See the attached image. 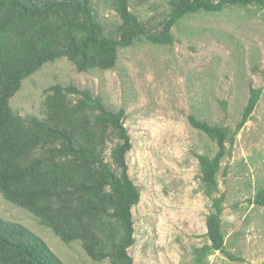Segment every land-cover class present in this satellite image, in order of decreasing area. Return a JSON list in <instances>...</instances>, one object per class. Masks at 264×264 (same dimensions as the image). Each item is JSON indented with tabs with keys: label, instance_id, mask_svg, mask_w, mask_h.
Masks as SVG:
<instances>
[{
	"label": "trees",
	"instance_id": "trees-1",
	"mask_svg": "<svg viewBox=\"0 0 264 264\" xmlns=\"http://www.w3.org/2000/svg\"><path fill=\"white\" fill-rule=\"evenodd\" d=\"M120 23L107 31L93 0H0V194L50 229L65 244L80 242L94 262L134 264L133 208L141 193L129 173L132 139L126 111L108 109L102 98L74 85L46 90L44 116L22 117L11 99L23 82L48 63L71 62L77 72L113 70L123 49L149 43L173 46V28L200 14L233 8L264 10V0H169L159 21H142L130 0H112ZM262 89L250 88L235 128L189 116V124L216 143L214 156L197 154L205 195L209 243L193 248L194 264H210L227 251L223 230L226 195L220 192L222 162L251 120ZM229 145V147H228ZM264 207V187L249 201ZM0 264H64L28 227L0 217Z\"/></svg>",
	"mask_w": 264,
	"mask_h": 264
},
{
	"label": "rangeland",
	"instance_id": "rangeland-1",
	"mask_svg": "<svg viewBox=\"0 0 264 264\" xmlns=\"http://www.w3.org/2000/svg\"><path fill=\"white\" fill-rule=\"evenodd\" d=\"M107 31L120 23L112 0H93ZM142 21L161 20L169 0H130ZM173 46L140 43L123 49L113 70L77 72L67 59L48 63L23 82L11 99L22 117L44 116L46 90L74 85L126 111L132 150L129 173L140 190L133 208L134 264H194L193 248L209 243L205 195L197 154L214 156L215 142L189 124V116L235 128L250 88L262 89L251 120L240 131L232 156L222 162L220 192L226 195L223 230L234 259L214 253L210 264H264V207L250 199L264 187V10L233 8L200 14L173 28ZM229 147V145H228ZM0 217L42 238L64 264L94 262L80 242L63 243L28 211L0 194Z\"/></svg>",
	"mask_w": 264,
	"mask_h": 264
}]
</instances>
